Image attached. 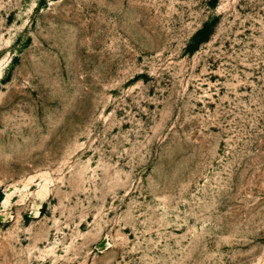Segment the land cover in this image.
Instances as JSON below:
<instances>
[{"label":"rangeland","instance_id":"374dc122","mask_svg":"<svg viewBox=\"0 0 264 264\" xmlns=\"http://www.w3.org/2000/svg\"><path fill=\"white\" fill-rule=\"evenodd\" d=\"M0 264H264V0H0Z\"/></svg>","mask_w":264,"mask_h":264},{"label":"trees","instance_id":"16d2710c","mask_svg":"<svg viewBox=\"0 0 264 264\" xmlns=\"http://www.w3.org/2000/svg\"><path fill=\"white\" fill-rule=\"evenodd\" d=\"M207 37L204 35V29L199 30L196 34H195V39H194V45L191 47L190 50L196 48L200 42H202L203 40H206Z\"/></svg>","mask_w":264,"mask_h":264}]
</instances>
